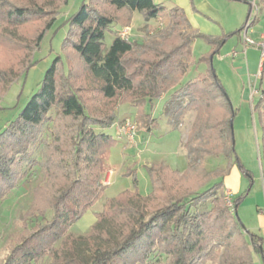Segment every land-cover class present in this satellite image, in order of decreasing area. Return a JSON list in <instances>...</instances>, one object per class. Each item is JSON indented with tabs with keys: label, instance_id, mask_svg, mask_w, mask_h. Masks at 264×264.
<instances>
[{
	"label": "trees",
	"instance_id": "16d2710c",
	"mask_svg": "<svg viewBox=\"0 0 264 264\" xmlns=\"http://www.w3.org/2000/svg\"><path fill=\"white\" fill-rule=\"evenodd\" d=\"M68 1L46 8L36 0H0V47L6 56L0 65V100L35 65V51ZM104 1L106 6L103 0H82L67 17L64 60L53 59L39 87L0 128V201L18 186L25 174L22 166L37 165L30 151L47 130L38 164L43 177L20 215V231L8 237L0 264H155L163 255L168 264H256L255 256L264 257V238L245 228L236 212L250 187L227 196L224 184L233 166L249 179L251 175L235 151L236 109L212 65L226 39L245 29L251 11L241 28L215 37L192 28L179 7L165 8L153 0ZM254 4L257 11L249 26L264 0ZM134 10L146 23L164 18L168 25L154 37L123 39L114 24L131 19ZM28 24H36L30 36L24 32ZM107 31L115 35L105 49ZM197 38L210 51L195 58L191 47ZM94 90L113 106L123 96L122 103L137 109L147 131L154 119L143 107H152L167 91L163 113L171 127L178 128L189 110L194 117L183 144L185 168L146 165L151 192L126 189L106 198L88 230L76 235L69 230L71 223L102 196V154L113 143L102 130L116 114L88 107ZM253 111L261 129L264 174L263 88ZM207 157L225 164L206 170Z\"/></svg>",
	"mask_w": 264,
	"mask_h": 264
},
{
	"label": "rangeland",
	"instance_id": "374dc122",
	"mask_svg": "<svg viewBox=\"0 0 264 264\" xmlns=\"http://www.w3.org/2000/svg\"><path fill=\"white\" fill-rule=\"evenodd\" d=\"M60 1L36 0V2L41 5L43 4L46 8H55V6L59 5ZM81 1L69 0L68 4L61 8L53 27L46 33L40 43L39 49L34 53L35 65L28 70L25 77L13 82L3 95L0 100V107L2 108L0 110V128L18 114L32 93L39 87L42 77L53 59L56 56H63L62 44L69 27L66 20L70 14L76 11ZM103 5L106 6L104 0ZM254 6L255 4L252 6L253 11L256 8ZM247 10L248 6L245 10V16L240 22L235 15L232 19V24L235 22L240 23L239 27H237L238 29L246 22ZM255 10L257 11V8ZM226 11L233 14L237 13L236 15L238 16L241 13L236 8H228ZM253 18L254 14L252 13L250 21ZM116 23L113 29L115 28L118 34L125 31L127 38L130 40H141L148 36L154 37L168 25V21L164 18L151 19L146 23L143 14L138 10L132 11L131 19L129 18L124 21L116 20ZM34 25L36 24H28L25 27L24 32L28 36L32 35L31 27ZM244 30L242 29L239 33L235 34L232 33L236 30L224 33L232 35L226 39L219 52L212 58L213 68L222 84L225 81L224 77L227 81H231L230 70L232 65L230 57L226 56L225 60L222 61L221 56L224 53L232 56V49L238 46L241 41L243 44ZM263 31L264 8L262 11H258L257 19L248 27L245 36L255 41V38L257 39ZM114 35V32L107 31L105 33V49L109 47ZM3 51L5 50L0 47V65L6 64V56ZM209 51L210 45L205 40L201 38L194 40L191 52L195 58L207 54ZM62 59L64 60V56ZM259 76L256 77L259 79ZM239 79L236 78L234 82L231 81V85L227 84V89L225 88V90L236 109V115L232 121L236 155L240 164L250 173L251 179L246 175L241 177V190L244 189L243 187H250V190L245 200L237 206L236 212L243 226L255 231L258 225V216L261 213L259 210L260 208L264 209L261 135L256 125L258 118L257 115L255 117L256 112L253 111L257 97H254L251 101V98L244 99L240 94H237L236 89L242 83V80L240 79V82ZM257 83L258 85L261 84V87L264 89V72L262 79L258 80ZM90 96L91 99L87 100V105L91 110H94L96 113H113L116 114V117L113 124L102 130L113 140L108 151L102 154V196L79 219L71 223L69 230L76 235L84 234L88 230L95 220V213L103 209L106 198L114 197L120 191L126 189L137 190L141 195H148L152 190V186L146 171V165L163 163L173 170L182 171L186 166L183 144L186 141L187 132L194 117V112L189 110L178 128L171 127L163 113L164 104L169 96V91H167L154 101L152 107L148 103L144 105V112L154 119L153 126L147 131L143 129L141 121L136 117L137 109L127 103H122L123 96H120L116 100L114 106L110 102H106L96 90L90 92ZM127 118L132 120L136 125V134L133 142L128 141L125 136L120 135L118 132L120 125ZM46 135L47 130L41 134L39 141L33 145L30 151L32 157L35 159L34 164L37 165L33 167L29 165L22 166V171L25 174L19 180L18 186L5 200L0 201V260L8 246V237L16 235L20 231V215L30 204L33 187L43 177V170L40 169L38 164L44 158L43 144ZM219 160L207 157L204 163L206 170H211L219 163L220 166H224L225 160L221 159V162ZM225 200L230 205L229 201ZM258 258L255 256L256 264H258ZM168 260V256L163 255L160 256V259L155 264H168Z\"/></svg>",
	"mask_w": 264,
	"mask_h": 264
},
{
	"label": "crops",
	"instance_id": "0c3cea01",
	"mask_svg": "<svg viewBox=\"0 0 264 264\" xmlns=\"http://www.w3.org/2000/svg\"><path fill=\"white\" fill-rule=\"evenodd\" d=\"M153 1L157 4L164 6L165 8L179 7L183 9L192 28L197 29L203 34L215 36V37L222 36L226 32H232L233 30H237L238 29L237 27H239L240 23L235 22L234 24H232V19L234 15L237 17V19L240 22V20H243L245 16V12H246L245 10L247 6H248V10H247V14H248V12L252 10V6L254 5L255 2V0H244V1L242 0H153ZM248 3H250V5ZM228 8L230 9L236 8L240 10L241 13L238 16L236 15L237 13L233 14L229 11H226ZM247 14H246V18H247ZM246 33L247 31L244 32V36L246 35ZM263 34L264 31L259 35L257 39L255 38V41L260 40ZM244 36H243V41L245 38ZM232 50L236 51L235 56H228L227 55L228 53H224V55L221 56V60L224 61L226 56L230 57V62L232 65L230 70L231 81L234 82L236 78L238 79L240 78L242 80L241 86L239 85L238 89H236V93L240 94V96H242V98L244 99L251 98L252 101L254 97L259 96L260 90L262 89L261 84L258 85L257 81L262 79V74L264 72V62L261 65L259 50L254 45L245 46L244 42L242 44L241 41L240 44H238V46L234 47V49ZM256 76H259V79ZM224 80L225 81L223 85L225 86V88L227 87V84L231 85V81L229 80L227 81L225 77ZM256 125L260 132L259 134L261 135V129L258 122L256 123ZM242 176L243 174L239 171L237 166H233L231 168L230 172L224 178L226 193L232 196L239 194L246 188L243 187L244 189L241 190ZM259 211L261 213H259L258 225L256 226L257 228L255 231L261 234L264 238V209L260 208ZM258 259H259L258 264L264 263V257Z\"/></svg>",
	"mask_w": 264,
	"mask_h": 264
},
{
	"label": "built area",
	"instance_id": "2783aa9c",
	"mask_svg": "<svg viewBox=\"0 0 264 264\" xmlns=\"http://www.w3.org/2000/svg\"><path fill=\"white\" fill-rule=\"evenodd\" d=\"M255 7V6H254ZM256 8H254V11L253 9L251 10V14H255L256 13ZM250 14V15H251ZM249 24H250V18H249V21H247V23L245 24V30L244 32L247 31V28L249 27ZM121 38L123 39H127V36H126V32L123 31V32H120L118 34ZM244 45L245 46H248V45H254L258 48L259 50V57H260V62H261V65L262 63L264 62V34L262 35L261 39L258 40V41H253V40H250L248 38H246V36H244ZM236 55V51H233L232 52V56H235ZM255 92V91H254ZM253 92V93H254ZM118 132L120 133V135H123L125 136V138L130 141V142H133L134 140V137H135V134H136V125L135 123L130 120V119H125L123 121V123L120 125L119 129H118ZM229 194L227 193V196Z\"/></svg>",
	"mask_w": 264,
	"mask_h": 264
}]
</instances>
